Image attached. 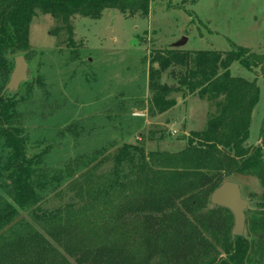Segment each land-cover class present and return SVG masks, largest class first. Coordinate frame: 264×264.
Masks as SVG:
<instances>
[{
  "label": "rangeland",
  "instance_id": "obj_1",
  "mask_svg": "<svg viewBox=\"0 0 264 264\" xmlns=\"http://www.w3.org/2000/svg\"><path fill=\"white\" fill-rule=\"evenodd\" d=\"M72 26L69 43L59 20L36 11L27 50L4 54L0 66L7 71L6 78L0 74V209L15 211L0 226V264H74L71 252L84 247L91 234L120 241L122 231L138 227L141 213L125 204L146 180L188 165L194 175L198 166L189 155L177 167L161 155L187 149L216 102L180 89L166 96L173 100L169 110H149L153 53L184 37L182 50L227 52L240 46L264 61V0H149L147 15L106 9L98 19L75 16ZM17 56L29 73L15 91L4 92ZM229 73L258 88L246 146H259L263 71L234 62ZM160 83L177 86L167 71ZM219 159L213 153L203 170ZM230 181L257 211L244 214L238 253L229 216L205 264H264L262 186L246 175ZM132 256L137 258L134 251Z\"/></svg>",
  "mask_w": 264,
  "mask_h": 264
},
{
  "label": "trees",
  "instance_id": "obj_2",
  "mask_svg": "<svg viewBox=\"0 0 264 264\" xmlns=\"http://www.w3.org/2000/svg\"><path fill=\"white\" fill-rule=\"evenodd\" d=\"M106 9L130 16L147 15L149 0H0V66L4 54L19 55L27 50L28 26L36 11L59 20L71 43L73 17L98 19ZM234 62L248 71L252 68L263 71L264 86V61L244 47L233 46L227 52L168 48L153 53L147 77V89L151 93L149 110L156 113L169 110L173 100L166 96L180 89L216 102L215 113L203 130L192 133L187 149L178 154L161 155L176 167L189 155L198 169L192 176L193 169L188 165L180 171H166L163 178L146 180L147 184L133 194L132 202L128 200L125 204H132L141 213L138 227L132 232L122 231L120 241L109 237L102 241L91 234L84 247L71 252L74 264H205L215 252L214 239L225 233L231 216L226 209L209 204L211 192L225 180L246 175L260 182L262 192L258 203L264 204V116L259 128L260 145L246 146L258 88L255 81L230 75L229 67ZM166 71L177 86L160 83ZM0 74L7 77V71ZM213 153L220 159L204 171L205 162ZM251 207L246 212L256 213L257 209ZM14 215L9 206L2 207L0 226L11 222ZM242 238L231 237L237 253ZM259 241L264 246V236ZM129 243H133L132 248ZM208 264L229 263L220 260Z\"/></svg>",
  "mask_w": 264,
  "mask_h": 264
},
{
  "label": "water",
  "instance_id": "obj_3",
  "mask_svg": "<svg viewBox=\"0 0 264 264\" xmlns=\"http://www.w3.org/2000/svg\"><path fill=\"white\" fill-rule=\"evenodd\" d=\"M187 39L182 37L171 45L170 48H180L186 43ZM155 67V66H154ZM29 70L22 56L14 59V67L5 85L4 92H13L18 85L26 80ZM208 202L211 206L224 208L232 216L233 226L231 237H241L245 225V212L251 210L249 201L241 197L239 185L236 182L225 180L220 183L210 194Z\"/></svg>",
  "mask_w": 264,
  "mask_h": 264
}]
</instances>
